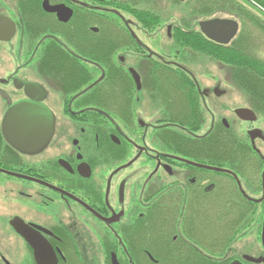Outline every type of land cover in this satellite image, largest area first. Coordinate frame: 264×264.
I'll return each mask as SVG.
<instances>
[{"label":"flooded vegetation","instance_id":"1","mask_svg":"<svg viewBox=\"0 0 264 264\" xmlns=\"http://www.w3.org/2000/svg\"><path fill=\"white\" fill-rule=\"evenodd\" d=\"M44 1L42 11L52 24L47 25L50 29L46 34L40 35L30 31L38 22L33 20L36 14L30 4L22 8L19 0H0V17L9 19L16 28L10 41L0 40V51L2 44H10L15 52L9 57L17 56L22 67L33 72L25 84H17L21 87L18 101L39 103L54 117V133L46 146L33 153L20 152V164L0 165V264H166L155 253L167 249L160 243L165 239L164 226H170L176 251L171 264L192 263L189 253L202 264L205 260L215 264H264V180L257 182L261 189L251 190L238 175L225 174L223 167L211 165L210 169L205 142L221 123L232 127L264 159L254 146L264 137V117L259 121L260 115L249 108L257 120L245 121L235 109L238 119L250 126L245 134L222 117L209 133L200 134L206 109L199 87L204 123L197 131L184 126L186 116H177L175 109V102L182 103V110L183 103L191 108V100L176 101L180 93L144 87L150 62L181 66L156 56L155 49L143 38L153 35L151 40L155 42L157 30L145 32L134 18L145 9L159 16L160 0H48L50 6L64 5L71 10L67 22L60 21L56 13L46 12ZM174 1L168 0L166 5L170 7ZM112 15L119 20H113ZM97 17L104 19L102 25L95 23ZM72 21L71 48L54 25L66 29ZM104 29L110 36L96 37ZM10 30L3 28L0 37L7 39ZM112 41L120 45L117 48L121 53L101 56L116 57L135 87H108L101 94L106 97L100 99L91 93L78 99L65 98L63 87L75 86H66L60 71L47 62L54 61L50 49L61 48L68 56L70 53L94 77L100 74L103 79L106 70L91 58L96 56L95 45ZM131 70L140 76L141 87ZM27 85L42 89L43 100L26 96ZM47 87L61 97L62 104L53 102ZM218 92L220 88L215 91L220 97ZM34 94L35 98L42 96ZM162 95L169 99H161ZM168 104L174 105L168 109ZM241 192L246 195L240 196ZM219 203L231 205V218L239 223L232 234L228 232L233 236L229 243L210 246V205ZM237 209L240 214L236 215ZM244 239L246 242L239 244ZM210 249L215 259L209 257Z\"/></svg>","mask_w":264,"mask_h":264},{"label":"trees","instance_id":"2","mask_svg":"<svg viewBox=\"0 0 264 264\" xmlns=\"http://www.w3.org/2000/svg\"><path fill=\"white\" fill-rule=\"evenodd\" d=\"M51 1L61 2V0ZM41 2L42 0H31V2L19 0L22 8L30 4L31 12L36 14L33 20L38 21L36 23L37 26L35 24L31 25L30 31H37L38 34L44 35L50 29L47 25L52 24V22L49 18L46 19L47 15L42 11ZM243 3L264 17V0H185L184 2L177 0L176 7L180 8L179 13L182 23L172 26L171 40L178 46L175 56L184 62L189 61L188 57H191L196 62L198 58L207 56L217 62L232 66V80L239 88L244 90L250 99L251 108L258 115L264 117V56L258 52L257 45L259 43L257 39H250L251 35L248 28V25L255 27L264 36V23L248 11ZM217 13L228 14L234 17L232 20L239 23V33L229 45H219L210 41L198 28L199 22L195 25L198 20L210 18ZM236 17L243 22V25L240 24L239 20H236ZM111 18L119 20L116 15H112ZM134 18L141 23L145 32L148 33L158 30L159 26L163 24V21L161 23L163 19L161 13L157 16L152 11L146 9L143 13L134 15ZM103 22L104 19L99 17L95 19V23L98 25H102ZM73 24L74 22L72 21L66 25V29H59L54 25L55 29L59 30L66 40L68 39L71 48L73 47ZM100 36L106 37L110 36V34L104 29L103 32L96 35V37ZM130 40L132 41L133 38L131 39L130 37ZM95 46L96 56L91 58V60L96 63L97 67L106 70V75L103 79L100 78V74L94 77L91 72H88L82 61L80 62V60L74 58L70 53L68 56L65 53L63 54L61 48L50 49V52H54V61L48 60L47 62L50 63L51 67L60 71V75L66 86H75L63 87L65 98L69 96V99L74 97L78 99L86 93H91V95L95 94L94 97L96 96V99H100L106 97L101 94L103 91L106 92L108 87H135L131 75L117 61L116 57L113 56L114 58L108 59V57L101 56V54L105 53H112L113 55L121 53V50L117 48L120 45L112 41L111 43H98ZM66 52L68 53L67 50ZM146 72V78L143 80L144 87H159L162 91L180 93V95L174 98L176 101L191 100V108L188 107V103H183L185 107L182 110V103L178 104V102H175V109H178L177 116H186L184 120H186L187 124L184 126L190 129V131H197L204 123V116L203 112L200 111L201 97L196 79L189 73H185V70L180 67L175 68L163 62H150L147 65ZM91 85L93 87H90ZM161 99L168 100L169 98L162 95ZM172 105L174 104H168L167 106H170L168 109ZM205 142L209 168L211 165L223 167L225 174L238 175L244 181L247 189H261L260 184H257V182L264 180V159L253 145L239 137L232 127L227 128L221 123L217 124L206 137ZM19 153L16 148L7 142L2 127H0V165L6 166L8 164L22 163ZM244 195H246L244 192L240 193V196ZM239 204L241 202L236 203V205ZM230 206L227 203L210 205L208 220L210 246L218 244L226 245L233 238L231 235L232 230L239 221L231 218L233 210ZM244 211H247V209H242V212ZM237 214H240L239 209L236 210ZM169 228L170 226H164L162 233L165 239L164 241L162 238L160 239V243L167 245V249L160 253L158 251L155 252L156 254H160L159 258L165 261L166 264H171L170 262L176 259L174 256V252L176 253V251L171 243ZM229 231H231V234H228ZM155 242L159 243L156 241V238ZM207 253L212 259L216 258L215 252L211 251V249ZM188 260H191L192 263L186 264H202L197 261L200 260L199 258L190 253ZM203 264L215 263L205 260Z\"/></svg>","mask_w":264,"mask_h":264},{"label":"rangeland","instance_id":"3","mask_svg":"<svg viewBox=\"0 0 264 264\" xmlns=\"http://www.w3.org/2000/svg\"><path fill=\"white\" fill-rule=\"evenodd\" d=\"M168 0H160L159 9L163 15V24L159 26L157 30V35L154 36L156 41H152L153 35H148L144 37L143 41L148 47L155 49L158 55L162 60L175 61L180 63V68L185 69L187 72L196 79L199 88L202 92V100L204 108L206 109V120L205 124L200 131V134H207L212 129V126L217 120L221 117L227 119L229 123L240 133L245 134L249 130V125L243 123L238 117L234 114L235 109H249L251 108L250 99L245 94L244 90L239 88L234 81L232 80L233 67L227 64H222L215 61L210 57H200L196 60H192L191 57H188L189 61L182 63L180 58L175 56V51L177 52L178 46L172 41L168 35L167 27L169 25L176 26L181 24L180 8L176 7V2H172V5L168 7L166 4ZM242 4V3H241ZM244 4V3H243ZM246 9L254 14L262 23H264V17H262L258 12H255L251 7L244 4ZM168 7V8H166ZM166 8V9H165ZM170 8V9H169ZM234 17L225 14L217 13L210 18L200 19H232ZM236 20L237 19L236 17ZM240 24L243 25V22L239 20ZM160 25V23H159ZM250 30V39H257L258 52L264 56V36L261 32L257 31L255 27L248 25ZM151 33V32H150ZM153 34V33H152ZM173 35V34H172ZM2 50L0 51V124L4 123V120L8 112L19 103L18 95H20V89L18 88V83L21 82L25 84L26 79L29 77V73L32 74V69L22 67V61L18 58L16 59L9 57L10 53H13L14 49L10 44H2ZM15 52V51H14ZM11 58V60H10ZM14 61H13V60ZM131 64L132 61H130ZM31 70V71H30ZM217 88H220V91L224 92L223 95L217 97L215 91ZM50 96L53 98V102L57 104H62L61 97L51 88L47 87ZM50 98V99H52ZM60 102V103H59ZM150 105V104H149ZM262 120V117H259V121ZM254 125H257L255 123ZM254 146L258 151L264 156V137H260ZM20 212H23L22 208H16ZM245 243L246 240H242L239 244ZM243 243V244H244ZM240 245V246H241Z\"/></svg>","mask_w":264,"mask_h":264},{"label":"water","instance_id":"4","mask_svg":"<svg viewBox=\"0 0 264 264\" xmlns=\"http://www.w3.org/2000/svg\"><path fill=\"white\" fill-rule=\"evenodd\" d=\"M184 1V0H181ZM43 8L46 12L56 13L60 21L67 22L72 12L66 6H50L49 1L45 0ZM10 30V36L7 39L0 37L2 41H10L16 31L15 25L7 18L0 17V34L3 28ZM203 34L213 42L221 45H227L237 36L239 25L237 22L228 19H212L200 23ZM171 28L169 27V35ZM132 76L138 87H141L140 76L131 70ZM19 89L21 87H18ZM219 91V90H218ZM42 95L35 98L32 94ZM25 94L31 100L42 101L44 91L39 87L27 85ZM34 94V95H35ZM224 92H218V96ZM236 115L245 121H256L257 116L250 109H237ZM226 125L228 123L224 120ZM3 133L7 142L17 150L23 153H33L41 150L51 140L54 133V117L51 112L43 105L35 102L22 101L16 104L7 114L3 123ZM22 235H26L25 231L18 228Z\"/></svg>","mask_w":264,"mask_h":264}]
</instances>
